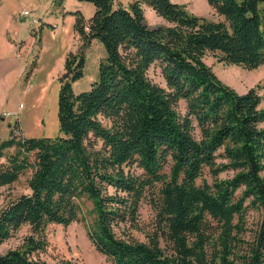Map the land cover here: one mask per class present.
<instances>
[{"label": "trees", "instance_id": "16d2710c", "mask_svg": "<svg viewBox=\"0 0 264 264\" xmlns=\"http://www.w3.org/2000/svg\"><path fill=\"white\" fill-rule=\"evenodd\" d=\"M87 1L93 11L75 9L73 29L81 46L103 47L95 78L72 89L85 57L68 50L57 133L24 136L19 126L0 138V185L30 170L28 190L0 208V243L23 224L32 231L0 252V264H73L34 256L46 244L36 233L78 219L111 264H264L261 94L257 85L235 90L203 61L211 52L244 68L263 64L264 0H205L215 18L174 0ZM141 3L164 22L148 25ZM145 194L153 217L143 230Z\"/></svg>", "mask_w": 264, "mask_h": 264}, {"label": "rangeland", "instance_id": "374dc122", "mask_svg": "<svg viewBox=\"0 0 264 264\" xmlns=\"http://www.w3.org/2000/svg\"><path fill=\"white\" fill-rule=\"evenodd\" d=\"M1 1H4L6 6H11L13 3V0ZM20 1L26 3L23 4V7L29 11L30 17L35 16L37 18L38 26L32 28L35 31L31 28L30 31L28 28L23 40L18 41V43L25 41L26 46L30 44L31 53L30 55L27 54L18 82L4 98L1 114L4 111H8L10 114L3 115L4 118L0 121V138L7 134V124L8 122L12 123L13 119L20 126L24 136H51L56 134L58 130L56 100L59 81L57 76L62 72L66 52L82 48L85 57L82 75L71 82L72 89L78 91L86 89L95 78L96 64L104 50L101 43L96 39H90L81 46V40L73 29V11L78 9L86 18L93 11L91 2L87 0H65V8L61 12L58 6L63 3V0ZM117 1L123 6H127L131 0ZM174 1L184 3L188 10L196 14L210 18L216 17L212 7L205 0ZM36 3H39L40 9L35 7ZM72 3L75 5L78 3V5L72 7L74 6ZM141 7L144 20L148 25L152 26L164 22L147 4L141 3ZM65 15L67 16L65 17ZM25 18L29 17L25 16ZM29 35L30 37H28ZM203 61L222 82L237 91H244L249 86L257 85L258 92L261 94L259 106L264 107V63L254 68H244L240 65L224 63L211 52L203 55ZM147 73L152 80L163 83L155 66L150 65ZM10 150L11 148L8 149V151ZM29 173L30 170L26 169L15 180L0 185V208L18 194L28 190L26 180ZM262 174L264 176V168ZM88 207L89 203L84 201L83 210L85 212ZM137 214L139 226L143 230L151 228L153 210L148 194H145L140 200ZM257 215L256 211L251 209L247 211L248 226L254 225ZM86 216L88 217L87 213ZM29 233L32 231L28 225H21L10 237L0 243V252L21 245L23 237ZM132 233L138 238L143 237L139 230H133ZM36 234H41L46 241L44 248L34 255L41 259L53 262L62 258L70 260L73 264H111L109 259L97 251L88 239L84 220H73L66 225L48 223Z\"/></svg>", "mask_w": 264, "mask_h": 264}, {"label": "crops", "instance_id": "0c3cea01", "mask_svg": "<svg viewBox=\"0 0 264 264\" xmlns=\"http://www.w3.org/2000/svg\"><path fill=\"white\" fill-rule=\"evenodd\" d=\"M64 1L58 6L61 12L65 8ZM23 4L26 3H22L20 0H13L11 6H6V3L0 0V121L4 118L1 115L4 98L18 82L27 54L30 55L31 53L30 44L26 46L25 41L18 43L20 39L23 40L28 28L32 29L29 18H25L19 13L20 9L24 8ZM76 4L78 5V3ZM72 5H74L72 7L77 6L74 3ZM35 7L40 9L39 3H36ZM32 30L35 31V29Z\"/></svg>", "mask_w": 264, "mask_h": 264}, {"label": "built area", "instance_id": "2783aa9c", "mask_svg": "<svg viewBox=\"0 0 264 264\" xmlns=\"http://www.w3.org/2000/svg\"><path fill=\"white\" fill-rule=\"evenodd\" d=\"M19 13L21 15H23V16H28L29 17V21H30V23L32 25V28H37V26H38L37 18L35 16H31L30 17L29 11L27 9H25V8L20 9ZM34 24H35V26H34ZM9 114L10 113L8 111H4L1 115L3 116V115H9ZM7 125H8V128L11 129L13 134H17L18 133V128L17 127H19V126L17 125L16 121H14V119H13L12 123L8 122Z\"/></svg>", "mask_w": 264, "mask_h": 264}]
</instances>
